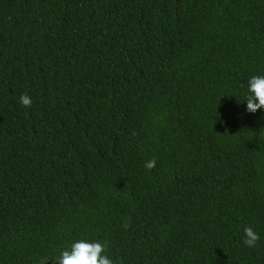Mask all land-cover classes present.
I'll list each match as a JSON object with an SVG mask.
<instances>
[{
  "label": "trees",
  "instance_id": "1",
  "mask_svg": "<svg viewBox=\"0 0 264 264\" xmlns=\"http://www.w3.org/2000/svg\"><path fill=\"white\" fill-rule=\"evenodd\" d=\"M256 75L264 0H0V264H264Z\"/></svg>",
  "mask_w": 264,
  "mask_h": 264
},
{
  "label": "clouds",
  "instance_id": "2",
  "mask_svg": "<svg viewBox=\"0 0 264 264\" xmlns=\"http://www.w3.org/2000/svg\"><path fill=\"white\" fill-rule=\"evenodd\" d=\"M248 92L246 96L247 112L256 113L260 109H264V75H256L248 81ZM19 102L25 107H31L32 100L27 93L19 97ZM156 160L152 159L145 164L149 170L155 168ZM131 217L126 220L122 227L127 229L130 226ZM244 244L249 248H255L260 240L258 233L250 226H245ZM108 242L103 243L88 242L79 240L71 245L70 250H64L58 257L53 260L55 264H116V262L109 258L105 253L108 251ZM49 259L43 257L40 259L39 264H49Z\"/></svg>",
  "mask_w": 264,
  "mask_h": 264
}]
</instances>
